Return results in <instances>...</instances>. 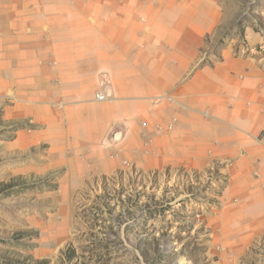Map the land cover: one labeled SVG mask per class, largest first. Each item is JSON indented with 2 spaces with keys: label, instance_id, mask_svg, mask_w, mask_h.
I'll list each match as a JSON object with an SVG mask.
<instances>
[{
  "label": "crops",
  "instance_id": "crops-1",
  "mask_svg": "<svg viewBox=\"0 0 264 264\" xmlns=\"http://www.w3.org/2000/svg\"><path fill=\"white\" fill-rule=\"evenodd\" d=\"M214 17L210 0H0L1 151L42 146L35 171L67 189L217 165L221 221L263 220L264 55L205 51Z\"/></svg>",
  "mask_w": 264,
  "mask_h": 264
},
{
  "label": "rangeland",
  "instance_id": "rangeland-1",
  "mask_svg": "<svg viewBox=\"0 0 264 264\" xmlns=\"http://www.w3.org/2000/svg\"><path fill=\"white\" fill-rule=\"evenodd\" d=\"M210 1L204 50L264 55V0ZM44 161L42 146L0 149V264H264V219L221 221L217 165L127 166L67 189L59 169L35 171Z\"/></svg>",
  "mask_w": 264,
  "mask_h": 264
},
{
  "label": "built area",
  "instance_id": "built-area-1",
  "mask_svg": "<svg viewBox=\"0 0 264 264\" xmlns=\"http://www.w3.org/2000/svg\"><path fill=\"white\" fill-rule=\"evenodd\" d=\"M96 97H97L98 99H102V98L104 97V95L101 94V93H98V94L96 95Z\"/></svg>",
  "mask_w": 264,
  "mask_h": 264
}]
</instances>
